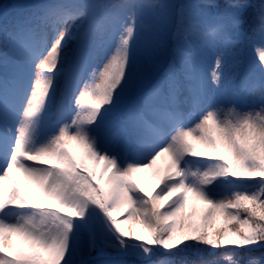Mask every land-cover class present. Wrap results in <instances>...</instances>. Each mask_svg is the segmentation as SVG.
Segmentation results:
<instances>
[{"label": "snow or ice", "instance_id": "6c2138e0", "mask_svg": "<svg viewBox=\"0 0 264 264\" xmlns=\"http://www.w3.org/2000/svg\"><path fill=\"white\" fill-rule=\"evenodd\" d=\"M0 49V264H264V0H44Z\"/></svg>", "mask_w": 264, "mask_h": 264}, {"label": "trees", "instance_id": "16d2710c", "mask_svg": "<svg viewBox=\"0 0 264 264\" xmlns=\"http://www.w3.org/2000/svg\"><path fill=\"white\" fill-rule=\"evenodd\" d=\"M41 2H44V0H0V21H2L5 17L6 19L16 20L17 17L27 14V12L31 10L32 5ZM169 2L179 5L181 3L186 2V0H169ZM169 29L174 30V26L172 23L169 24ZM240 47L242 50L238 51V54L236 55L235 58L233 57L231 63L232 67H234L235 69V72L237 71V69H239L237 74H241L243 71L246 70L247 61L253 59L252 62L253 61L257 63L259 62L258 59L253 58L252 56L253 50L251 46L247 43V41L240 43ZM118 121L114 122L109 118V127L112 133H115L116 131L115 129L119 128L120 121L119 122ZM248 183L251 182L249 181ZM222 251L223 250H217V256ZM250 254L253 257H259L261 256V254H264V248H254ZM241 255H246V254L241 253ZM187 258L189 261H193V260L198 261L200 259L212 260V259H216L217 257L213 256L210 252L205 251L202 254V256H193L189 254ZM128 259L131 260L132 258L129 257Z\"/></svg>", "mask_w": 264, "mask_h": 264}, {"label": "rangeland", "instance_id": "374dc122", "mask_svg": "<svg viewBox=\"0 0 264 264\" xmlns=\"http://www.w3.org/2000/svg\"><path fill=\"white\" fill-rule=\"evenodd\" d=\"M4 26H10V25H9V23H8V24H7V23H6V24H3V26L0 25V27H4ZM240 50H242L241 47H240V44L236 45V47L234 48V50H233V52H232V55H231L230 58H229L231 63H232V58H233V57H236V55L238 54V51H240ZM252 50H253V52H254V56H255L256 58H258V53H256V52L254 51L253 47H252ZM2 51H3V50L0 49V52H2ZM213 66H214V57L209 56V57L205 60L203 66H202V72H204L205 77H207L209 80H210V73H211V71H212ZM121 127H122V126L120 125V126H119V131H120V132H121ZM158 164H161V165H162V164H163V159H162L161 161H159ZM100 166L102 167V164H101ZM25 194L27 195L28 192L26 191ZM93 255H95V253H93Z\"/></svg>", "mask_w": 264, "mask_h": 264}]
</instances>
